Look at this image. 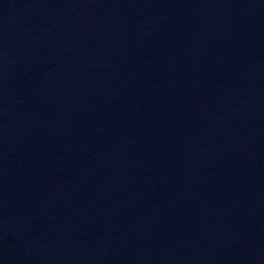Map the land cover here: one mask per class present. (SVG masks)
<instances>
[{"label":"water","instance_id":"95a60500","mask_svg":"<svg viewBox=\"0 0 264 264\" xmlns=\"http://www.w3.org/2000/svg\"><path fill=\"white\" fill-rule=\"evenodd\" d=\"M0 264H264V0H0Z\"/></svg>","mask_w":264,"mask_h":264}]
</instances>
